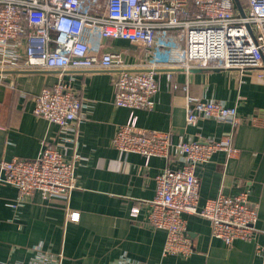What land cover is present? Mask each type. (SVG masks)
I'll return each instance as SVG.
<instances>
[{
  "label": "built area",
  "instance_id": "2783aa9c",
  "mask_svg": "<svg viewBox=\"0 0 264 264\" xmlns=\"http://www.w3.org/2000/svg\"><path fill=\"white\" fill-rule=\"evenodd\" d=\"M243 10L242 17L233 0H0V79L9 69L56 73V80L33 98L35 116L62 132H75L85 113L71 72L110 71L112 102L129 109L126 122L115 129L112 146L124 154L138 153L145 162L161 157L169 163L154 177V195L146 201L147 223L165 231L163 256L191 255L185 213L205 218L211 236L227 246L255 238L257 207L249 204L247 190L232 196L219 193L198 206L196 167L218 150L227 157L236 155L231 136L185 140L173 131L139 127L135 114L137 109H154L162 70L168 75L181 70L187 76L198 68L231 69L241 81L264 82V0H245ZM116 39L142 47L140 69L125 63L120 53L104 50L106 40ZM10 85L14 87L13 81ZM181 88L187 94L186 126L204 119L230 126L240 122L236 106L191 97L188 79ZM78 157L66 159L58 147L42 141L34 158L0 159V184L17 189L15 207L35 193L68 205ZM139 210L135 204L129 216L137 217ZM66 217L78 220V212L66 210ZM254 248L264 264V243L256 242ZM60 257L38 250L27 264H59ZM109 264L147 263L122 255Z\"/></svg>",
  "mask_w": 264,
  "mask_h": 264
},
{
  "label": "crops",
  "instance_id": "0c3cea01",
  "mask_svg": "<svg viewBox=\"0 0 264 264\" xmlns=\"http://www.w3.org/2000/svg\"><path fill=\"white\" fill-rule=\"evenodd\" d=\"M103 48L120 53L125 63L140 69L137 65L144 52L139 44L106 40ZM2 74L0 159L34 158L41 142L47 141L66 159L77 154L79 160L74 169L76 187L68 205L57 199L45 201L35 193L15 207L17 189L0 184V264H27L38 250L60 255L59 264H109L122 255L147 264H260L254 246L264 243V82L248 77L241 81L239 72L231 69L198 68L187 76L181 70H171L170 75L162 70L154 109L135 110L139 127L173 131L185 140H218L230 135L238 149L236 155L227 157L218 150L209 162L196 167L198 206L219 193L232 196L247 190L249 204L257 207L254 240L236 239L231 246L211 236L205 218L185 213L192 253L181 258L163 256L165 231L146 221V201L154 195V177L169 163L161 157L145 162L142 155L124 154L111 144L116 127L129 116L128 108L112 102L111 72H71L85 113L75 132H62L32 112L34 96L56 80L54 71L9 69ZM186 79L188 95L236 106L240 122L230 126L204 119L186 126L187 94L181 88ZM135 204L140 207L139 214L130 217ZM66 210L78 212V220H69Z\"/></svg>",
  "mask_w": 264,
  "mask_h": 264
},
{
  "label": "water",
  "instance_id": "95a60500",
  "mask_svg": "<svg viewBox=\"0 0 264 264\" xmlns=\"http://www.w3.org/2000/svg\"><path fill=\"white\" fill-rule=\"evenodd\" d=\"M233 2H234L235 8H236L238 14L243 17L245 15V13H244L242 5L240 4V1L239 0H233ZM246 27L249 31H251L250 26L248 24Z\"/></svg>",
  "mask_w": 264,
  "mask_h": 264
},
{
  "label": "trees",
  "instance_id": "16d2710c",
  "mask_svg": "<svg viewBox=\"0 0 264 264\" xmlns=\"http://www.w3.org/2000/svg\"><path fill=\"white\" fill-rule=\"evenodd\" d=\"M242 7H245V0H239Z\"/></svg>",
  "mask_w": 264,
  "mask_h": 264
}]
</instances>
